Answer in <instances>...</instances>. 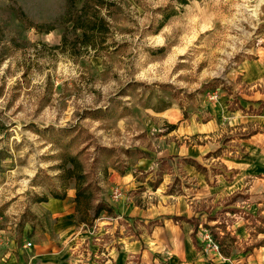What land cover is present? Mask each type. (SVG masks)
Returning <instances> with one entry per match:
<instances>
[{"label": "rangeland", "instance_id": "374dc122", "mask_svg": "<svg viewBox=\"0 0 264 264\" xmlns=\"http://www.w3.org/2000/svg\"><path fill=\"white\" fill-rule=\"evenodd\" d=\"M66 1L0 0V264L29 263L47 240L60 264H102L180 215L199 218L208 258L203 224L223 223L238 243L229 263L245 264L264 246V0H73L92 39L66 31ZM61 195L57 212L43 205ZM155 251L144 259L165 264Z\"/></svg>", "mask_w": 264, "mask_h": 264}, {"label": "crops", "instance_id": "0c3cea01", "mask_svg": "<svg viewBox=\"0 0 264 264\" xmlns=\"http://www.w3.org/2000/svg\"><path fill=\"white\" fill-rule=\"evenodd\" d=\"M185 159L196 161L195 158H184V160ZM186 166L191 174L203 176V174L197 172L193 166L187 164ZM158 187L156 189H158ZM156 189H154V191H156ZM166 197L173 198L174 195L168 193L166 194ZM193 200L195 199L193 198ZM43 205H45L48 210H52L54 212H57L60 208H62L60 207V203L58 200L49 201L48 203H45ZM74 211V208L71 209V207H69L67 210L68 217H73ZM130 212L132 214L131 216L141 215L140 210L134 205H131ZM180 216L185 217L183 215ZM180 216H168L165 218L162 225H157V223H155L153 225L155 230H153L152 237L149 238V243L142 244L139 240L136 239H130L126 241L119 240L120 242L117 243L119 249L109 248L107 249L105 254L101 253V256H103L102 264H137V262H133V259H138L135 258L136 256H140V264H148L147 260L144 259V257L149 258L155 254L151 253L152 247L155 248L156 254L163 255L162 259L165 264H230L229 259L231 258L225 259L220 255L219 257L217 255H214L213 258H208L205 256L204 252L197 251L190 237L192 230L190 229L188 231L185 230V227H183V224L187 223L182 222L181 224H175L171 220L172 217ZM71 222L72 221L69 220L65 222L64 224H67V226H65L63 231L61 232H65L68 236L72 237L74 235L73 230L75 229V227ZM187 225L189 226V224ZM54 226L55 228L58 227L56 229V232H58L57 234H59V231L61 230L60 225L56 224ZM262 249H264V246H259L258 248H253L251 252L247 253L245 264H263L261 261V257L259 256L261 254L260 250ZM57 251L58 249H56L53 243L47 240L40 245L39 251L29 263L24 261L23 259L17 260L15 258H12L9 261V264H60V261L58 260L59 254L57 253Z\"/></svg>", "mask_w": 264, "mask_h": 264}, {"label": "trees", "instance_id": "16d2710c", "mask_svg": "<svg viewBox=\"0 0 264 264\" xmlns=\"http://www.w3.org/2000/svg\"><path fill=\"white\" fill-rule=\"evenodd\" d=\"M189 1H193V0H182L181 4L182 5H187ZM67 4V10L66 13L64 14L66 17V20H68L67 24H71L72 28H67L66 31H71L73 33L77 32V31H81L83 33V36H86L89 34H91L90 38H93V34L96 32V30L98 29V27L95 26V21H92L89 18H86V14L83 13L80 16H77L75 19L73 17V15H71V10L73 8V0H67L66 1ZM170 16H166L163 20V22L161 23V26L164 24V22H166V20H168L170 18ZM40 28H42V26H39ZM50 31V30H48ZM68 33V32H67ZM63 43H66V34L65 36H63ZM261 103V102H260ZM264 105V103H262ZM231 111H237L240 110L242 112H244V109L241 106H237L236 109H232L230 108ZM175 127V126H174ZM173 127V128H174ZM185 164L187 165H191L193 166L197 172L205 175V180L208 182V178H207V170L205 167H202L201 165H199L196 161L191 160V159H185L184 160ZM73 165H76L73 162ZM233 173H235V171H233ZM75 174V173H73ZM77 188H75V198H74V202L76 204V211H78V209L80 210V206H81V201L82 199H88L86 192L87 189L86 187L81 188V186L79 185V182L81 180L80 176H77ZM160 184V181H157L156 183H154L152 185L153 189H156L158 187V185ZM172 190H170L168 193L171 194ZM65 196L61 195V196H55L54 199L57 200H64ZM39 202H46V201H39ZM105 210V207L102 205H98L96 207L95 210V214H94V218L96 219L99 214L101 212H103ZM87 211H84V213H86ZM171 220L175 223V224H181L182 222L187 223L189 225H192V233L190 234V237L192 239L193 245L195 247V249L197 251L203 252V248L199 245L198 240L196 238L197 235V231L199 226H201V223L199 222V218H191L188 219L186 217H172ZM83 222V221H82ZM211 222H215V224L213 226H208V223ZM85 223V222H83ZM203 228H205L206 230L209 231V234L211 236V240L212 242L218 247V254L225 258L228 259L232 256L233 250L237 249V239L235 236L232 235V233L230 231L226 230V227L223 223H217L215 217H207L206 219V223L203 224ZM256 230L257 234H264V228L262 227H258ZM261 245H256L254 247L251 248H246L244 249V254H247L249 252H251V250L253 248L259 247Z\"/></svg>", "mask_w": 264, "mask_h": 264}, {"label": "built area", "instance_id": "2783aa9c", "mask_svg": "<svg viewBox=\"0 0 264 264\" xmlns=\"http://www.w3.org/2000/svg\"><path fill=\"white\" fill-rule=\"evenodd\" d=\"M119 198V194H118V192H115L114 193V199H118ZM207 242L209 243V246L213 249V250H215V251H217L218 252V247L212 242V240H211V238H209V237H207ZM24 248H26V249H30V248H32V244L31 243H25L24 244Z\"/></svg>", "mask_w": 264, "mask_h": 264}]
</instances>
